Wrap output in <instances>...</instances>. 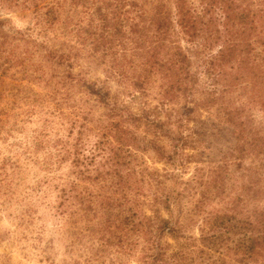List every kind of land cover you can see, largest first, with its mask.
Listing matches in <instances>:
<instances>
[{"label": "rangeland", "instance_id": "rangeland-1", "mask_svg": "<svg viewBox=\"0 0 264 264\" xmlns=\"http://www.w3.org/2000/svg\"><path fill=\"white\" fill-rule=\"evenodd\" d=\"M13 1L14 4L0 0V17L6 20L4 30L9 34L7 42L0 45V72L4 71L0 75V164L5 163L2 173H8L7 177L0 174V264H148L144 256L149 254L150 246L139 231L129 228L125 239L112 236L108 230H103L108 212L98 218L92 211L85 212L74 198L59 205V190L74 174L71 173L72 156L61 162L50 157L56 149L53 141L61 137L72 143V137L82 130L87 139L85 151H90L103 126L90 127L88 124L87 128H81L82 117L92 118L96 124L98 120L105 121L110 117L107 108L94 96L87 95L80 83L64 78L66 65H58L55 59L47 57L45 48L72 49L73 54H78L72 57V73L84 81H106L113 93L123 91V85L128 81L115 75L110 54L104 55L102 50L95 51L78 43L72 29L77 20L84 21L87 17L81 7L78 11L73 10L69 0H65L58 19L44 31L35 24V0ZM45 2L52 0H40L39 3ZM70 30L71 34L67 33ZM21 34L24 38H19ZM148 43L149 40L145 45ZM179 43L185 45L183 40ZM127 53V60H139L137 54ZM11 55L17 57L15 62H6ZM124 70L126 73L130 70L128 63ZM160 71L153 73L145 91L130 86L128 93L124 91L120 97L134 112L145 106L148 113L167 121L171 135L187 136V145L182 151L179 149L183 159L167 161L154 152L149 141L156 137L146 132L143 124L137 128L130 126L135 137L132 161L135 174H132L133 181L127 189L130 205L137 199L139 213H145L153 220L148 201L156 188L155 177L162 179L163 186L172 192V219L184 226V236L161 238L167 256L179 251L181 264H261L237 263L231 251V240L227 245L210 249L199 237L209 227L208 212H237L246 216L254 209L264 208V194L250 199L246 190V183L252 177L264 188V106L260 100H254L248 107L250 113L246 120L252 144L247 148L251 149L250 154L247 153L242 161H232L231 157L229 161H220L236 144L233 125L223 119L226 109L249 101L250 87L244 88L245 82L237 81L229 89L232 91H227L222 98L201 104L203 95L190 94L188 89L166 82L165 74L170 70L163 68ZM200 75L202 81H208V73L203 70ZM189 84L194 83L190 81ZM63 93L68 94L67 98ZM186 105L194 110L187 116ZM73 116H78V122L70 134L69 122ZM176 117L183 118L180 127H176ZM43 132L46 133L43 144L35 147V138H41ZM252 136L258 139L257 146L251 142ZM157 140L165 153H171L170 137L161 136ZM26 148L31 152H24ZM10 162L19 165V169L13 172ZM221 180L224 185H220ZM96 181L77 180L78 190L81 193L82 189L88 188L95 193L101 184ZM108 182L103 183L107 186ZM237 196L241 200L239 209L234 210ZM126 207L118 202L109 213L119 219V210L124 208L126 212ZM139 213L135 219L141 217ZM158 214L166 218L170 212L161 206ZM114 229L121 233L120 229Z\"/></svg>", "mask_w": 264, "mask_h": 264}, {"label": "trees", "instance_id": "trees-1", "mask_svg": "<svg viewBox=\"0 0 264 264\" xmlns=\"http://www.w3.org/2000/svg\"><path fill=\"white\" fill-rule=\"evenodd\" d=\"M64 1L52 0L41 5L40 0L33 2L35 24L40 25V30L45 31L58 19ZM69 5L76 11L81 7L87 15L84 21L77 20L75 29H72L78 43L86 44L95 51L102 50L104 55L110 54L113 72L123 77L124 82L128 81V84L123 85V91L113 93L106 81H84L71 70L72 57L75 58L78 54H73L72 49L65 51L45 48L47 57L55 59L58 65H66L64 78L80 83L87 95L94 96L96 101L107 108L110 117L105 121L98 120V124L92 118L82 117L83 121L79 124L81 128H87L88 124L90 127L103 126L99 139L90 151H85L87 139L82 135V130L77 132L76 137H72V143L61 137L53 141L56 149L50 157L61 162L72 156L71 173L74 174L59 190V205H65V202L74 198L85 212L92 211L98 218L106 211L108 214L103 224L107 221L103 230H108L110 235L125 239L130 228L145 236L150 246L149 254L144 256L148 264H181L179 251L167 256L161 244V238L165 235L174 239L184 236V226L172 219V192L163 186V180L155 177L156 188L151 193L150 202L148 201L153 220L145 213H139L137 199H133L130 205L127 189L133 181L132 174H135L132 167L135 158V137L130 126L137 128L143 124L145 131L156 137L149 141L154 152L167 161L183 159V153H180L179 149L182 151V147L187 145L188 138L181 133L174 137L167 121L148 113L145 106L140 107L139 112H134L131 105L120 96L125 94L124 91L129 90L130 86L134 90L145 91L153 73L162 71L163 68L170 70L165 74L166 82L184 87L190 94L197 92L203 95L201 104L222 98L227 91H232L229 89L238 83L237 81L245 82L243 87H250L249 90L252 91H248L249 101H241L237 106L226 109V117L223 115L224 121L234 127L236 144L220 160L229 161L231 157L232 161H242L247 153L250 154L251 149L247 148V145L252 144L249 142L250 126L246 120L250 113L249 104L260 100L264 106V0H69ZM6 23V20L0 17V45L5 44L9 37L8 32L4 30ZM72 30L67 33L71 34ZM11 35L14 37L16 34L13 32ZM19 38L24 36L21 34ZM148 40L149 43L145 45ZM180 40H183L185 45L182 46ZM127 52L137 54L139 60H127ZM16 58L11 55L6 62H15ZM126 63L130 66L128 73L124 70ZM201 70L208 73V81L200 79ZM3 72L1 71L0 75ZM190 81L194 84H189ZM131 94L134 96V93ZM67 95L63 93L64 98H67ZM191 98L195 100V95ZM184 109L185 116L194 111L193 107L187 105ZM182 121V117H176V127H180ZM77 122L78 116H73L69 122L70 134ZM166 135L172 139L171 153H165L162 144L157 142V138ZM44 136L45 132L41 138H35V147L43 144ZM189 136L195 141L190 134ZM257 140L252 136L251 142L256 146ZM24 152L31 151L26 148ZM26 158L29 159V156ZM10 166L13 172L19 169V165L13 162H10ZM4 167L5 163L1 162L0 174H3ZM3 176L7 177L8 173ZM252 178L246 183L247 198L250 199L264 194V188L258 186V181H253ZM87 179L101 183L99 191L92 193V190L84 188L80 193L77 180ZM105 181H109L107 186L103 183ZM221 183L224 185V180H221L220 185ZM86 191L90 194L85 195ZM74 192L76 193L73 194ZM239 199L240 196H237L234 210L239 209ZM118 202L121 206L128 207L126 212L124 208L120 209V218L115 219L109 212ZM161 206L170 212L169 217L158 214ZM60 212L63 213L64 210ZM137 213L141 217L135 219ZM236 213L208 212L209 227L199 239L210 249L227 245L231 240V251L237 263L264 264V208L254 209L253 213L246 216ZM114 228L120 229L121 233H117Z\"/></svg>", "mask_w": 264, "mask_h": 264}]
</instances>
